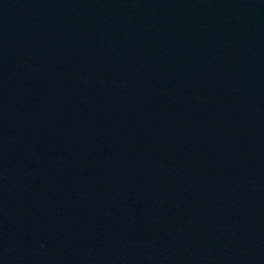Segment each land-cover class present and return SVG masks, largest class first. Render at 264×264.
<instances>
[{
	"label": "water",
	"instance_id": "obj_1",
	"mask_svg": "<svg viewBox=\"0 0 264 264\" xmlns=\"http://www.w3.org/2000/svg\"><path fill=\"white\" fill-rule=\"evenodd\" d=\"M0 264H264V0H0Z\"/></svg>",
	"mask_w": 264,
	"mask_h": 264
}]
</instances>
